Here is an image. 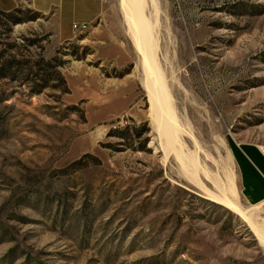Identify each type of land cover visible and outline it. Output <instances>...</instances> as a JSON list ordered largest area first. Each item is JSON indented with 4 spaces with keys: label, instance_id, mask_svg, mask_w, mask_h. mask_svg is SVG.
Wrapping results in <instances>:
<instances>
[{
    "label": "rangeland",
    "instance_id": "1",
    "mask_svg": "<svg viewBox=\"0 0 264 264\" xmlns=\"http://www.w3.org/2000/svg\"><path fill=\"white\" fill-rule=\"evenodd\" d=\"M158 3L156 55L185 123L175 150L195 160L208 192L230 197L233 185L260 223L264 203L251 209L240 197L228 145L264 149V0ZM121 4L104 0L99 19L68 42L27 0L18 23L0 15V49L62 62L69 89L2 85L0 264H264L247 225L164 150ZM72 32L64 26L62 36Z\"/></svg>",
    "mask_w": 264,
    "mask_h": 264
},
{
    "label": "bare ground",
    "instance_id": "2",
    "mask_svg": "<svg viewBox=\"0 0 264 264\" xmlns=\"http://www.w3.org/2000/svg\"><path fill=\"white\" fill-rule=\"evenodd\" d=\"M121 3L125 34L139 59L141 73L139 82L148 104V119L161 139L164 150L175 151L178 160L181 161V167L186 178L193 185L205 190L197 178L195 160L175 150V145L182 146L181 142L183 141H180V136L185 133V123L181 118H178L173 108L169 90L170 80L167 79V71L163 69L162 63L156 55L158 41H160L158 40L160 37L157 38L156 35L161 28L160 3L158 0H121ZM228 190L230 197L223 193L214 195L207 190L205 192L210 201L212 200L242 220L258 244L264 249V220L260 223L255 222L250 210L242 209L235 202L234 186L232 185ZM260 205L249 207L253 209L260 207Z\"/></svg>",
    "mask_w": 264,
    "mask_h": 264
},
{
    "label": "crops",
    "instance_id": "3",
    "mask_svg": "<svg viewBox=\"0 0 264 264\" xmlns=\"http://www.w3.org/2000/svg\"><path fill=\"white\" fill-rule=\"evenodd\" d=\"M22 1L0 0V12H10ZM27 2L34 12L53 22L55 37L59 42H68L77 32L92 26L104 8V0H27ZM64 26H71L74 31L71 36H62ZM228 147L240 197L249 206L263 204L264 154L260 152V147L249 142L236 141H232Z\"/></svg>",
    "mask_w": 264,
    "mask_h": 264
},
{
    "label": "trees",
    "instance_id": "4",
    "mask_svg": "<svg viewBox=\"0 0 264 264\" xmlns=\"http://www.w3.org/2000/svg\"><path fill=\"white\" fill-rule=\"evenodd\" d=\"M15 11L16 9L10 12H0V15L11 19V23H18L17 20L12 18ZM62 66L63 63L54 58L44 60L41 56L37 55L33 60H25L23 58L20 60L10 54L7 49H0V102L5 100L2 85H5L7 82H15L18 79L30 80L32 83H36L35 81H37L39 83L37 85L47 84L49 81H56L62 94H69L66 82L59 72V68ZM3 81L5 82L2 83ZM112 131L117 132L116 129ZM83 157L90 158L91 156L85 154ZM76 163L74 162L72 165Z\"/></svg>",
    "mask_w": 264,
    "mask_h": 264
},
{
    "label": "built area",
    "instance_id": "5",
    "mask_svg": "<svg viewBox=\"0 0 264 264\" xmlns=\"http://www.w3.org/2000/svg\"><path fill=\"white\" fill-rule=\"evenodd\" d=\"M73 28H75V26H73ZM260 152L264 154V149L260 148Z\"/></svg>",
    "mask_w": 264,
    "mask_h": 264
}]
</instances>
